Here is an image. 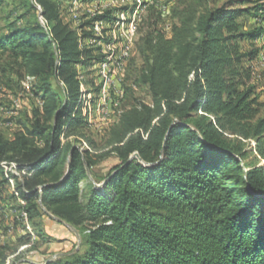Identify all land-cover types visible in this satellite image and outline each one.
<instances>
[{
    "label": "trees",
    "instance_id": "1",
    "mask_svg": "<svg viewBox=\"0 0 264 264\" xmlns=\"http://www.w3.org/2000/svg\"><path fill=\"white\" fill-rule=\"evenodd\" d=\"M250 1L179 0L170 37L152 16L144 20L133 82L150 102L135 98L119 113L108 139L118 163L97 186L95 156L61 136H84L75 67L100 56L79 45L59 0H22L24 10L0 33V80L36 78L40 106L11 136L0 131V191L9 177L15 190L0 211L17 213L15 228L25 214L34 233L24 220L28 232L0 244V264L20 245L46 241L47 213L78 231L80 248L45 264H264V165L244 161L250 152L264 160V108L244 64L259 49H241L264 29L245 30L239 20H264V5ZM3 163L25 171L21 180Z\"/></svg>",
    "mask_w": 264,
    "mask_h": 264
},
{
    "label": "rangeland",
    "instance_id": "2",
    "mask_svg": "<svg viewBox=\"0 0 264 264\" xmlns=\"http://www.w3.org/2000/svg\"><path fill=\"white\" fill-rule=\"evenodd\" d=\"M59 12L60 17L63 22L68 23L72 29L78 32L79 45L81 47L89 46L93 48V55L99 57L98 60H102L103 49L99 48L101 46L97 43L91 45V36L86 42L82 39V29L86 32H93L94 30L89 27L92 26L91 17L102 15L106 10H113L111 21L105 18H98L101 20L102 26H110L109 22L116 21L115 19L124 14L125 18L136 16V26H135V36L133 41V46L130 51V58L127 62L128 66H125L122 70H117V76L121 78V83L118 84L122 87L124 92L123 98L120 100L118 107L111 108L109 116L103 118V121L96 120V117H91L92 123H88V118L82 113V100H81V86L86 93H90L92 96H96L105 85V78L98 74V68H96V60L92 64H87V66H82L79 63L76 65L77 78L79 80L80 86V112L84 118L85 126L82 127L81 131L84 136L80 134H73L67 136L66 133L61 136L62 142L67 140L72 141L75 146L79 147L80 150H88L97 161L96 165L93 167V173L97 180L95 183L100 186L103 181L98 180L103 177L114 165L118 163L117 157L110 153L108 150L111 148L108 144L110 129L118 121L119 113L123 110L129 108L133 103L135 98L144 100L145 102H150V97L147 90L144 87H138L134 82L133 78L138 74L142 61L136 51V41L140 35V30L144 26V20L149 16H152L150 22L158 21L157 28L163 32L166 37H170L172 34V29L174 24L177 23L176 19L173 17V8L177 5L179 0H59ZM221 1V0H219ZM256 1V2H255ZM73 3V4H72ZM22 0H7L6 4L0 7V33L7 30L6 26L9 22L15 19V17L20 14L24 8L21 6ZM255 4H263L264 0H252L246 6H254ZM63 5V6H62ZM90 6V7H89ZM93 6V7H92ZM88 11V12H87ZM124 12V13H123ZM137 14V15H136ZM131 15V16H130ZM115 16H117L115 18ZM83 17V18H82ZM82 18V19H81ZM114 19V20H113ZM90 20V24L81 27L83 22ZM108 20V21H107ZM244 24L245 30L253 29H264V20L259 17H252L250 15H245L241 19ZM92 21V22H91ZM95 21V19H94ZM108 22V23H107ZM101 26V25H100ZM91 28V29H90ZM102 28V27H101ZM86 29V30H85ZM118 31H116V34ZM80 34V35H79ZM264 35V32L261 35ZM259 35L253 40H244L241 43L242 51H248L251 48H258L259 52L255 58L249 62H245V65H250L251 68V80L250 84L255 87L256 95L258 96V101L262 104V109L264 108V38ZM82 36V37H81ZM105 38V37H104ZM94 39V38H93ZM92 39V40H93ZM91 40V41H92ZM83 42V43H82ZM105 42V43H104ZM107 42V43H106ZM111 39L105 38L101 43L108 44ZM106 49V45H104ZM98 48V49H96ZM96 49V50H95ZM97 52V53H96ZM98 61V62H100ZM126 64V65H127ZM96 69V70H95ZM98 81H97V79ZM81 79V80H80ZM7 80H10L11 83ZM111 80V79H110ZM102 81V82H101ZM99 82V83H98ZM8 83V85H6ZM134 83V84H133ZM37 84L36 78H23L18 80V78L11 74L0 80V131L4 134L11 136L20 126V123L25 121L26 114L30 117L32 109L36 106H40V101L38 96L34 93L33 89ZM102 86H100V85ZM107 87V85H105ZM111 86V85H110ZM112 87V86H111ZM128 87L133 89V96L129 95L127 89ZM125 88V89H124ZM98 92V93H97ZM125 95V96H124ZM118 109V110H117ZM200 113V111H199ZM87 118V119H85ZM94 120V121H93ZM88 124V125H87ZM88 139V140H87ZM93 142V146H90L88 141ZM254 141H245L243 147L246 150H251L254 146ZM244 161L250 165H264V160H262L256 152H250ZM11 164V163H9ZM15 164V163H14ZM16 165V164H15ZM10 166V165H8ZM16 168H18L16 166ZM15 167L12 171H7L6 174L9 177L10 173H15L21 180V175L25 171H17ZM10 170V167H8ZM9 185H5L4 189L0 191V206H4V201L7 199L8 195L14 193V179L9 177ZM95 179H93L94 181ZM86 181H84L85 183ZM83 183V184H84ZM17 195V193H15ZM18 202L21 201L18 200ZM8 208V207H7ZM0 211V244H3L5 240L15 239L16 235L25 234L28 232L26 229L24 217L22 215V227H13V219L17 214L10 207ZM6 213L2 216L1 212ZM48 216V214H47ZM53 216V215H52ZM55 217V216H54ZM46 241L40 243L37 237L35 239V249H32L30 244L20 245L18 249L10 256L9 264H22L25 260H31L35 264H45V258L55 259L58 258L59 254H65L67 252H75L80 248L79 244V233L76 232L66 224H63L56 219L48 216L43 218ZM73 227V226H72ZM4 228H7L4 230ZM74 228V227H73ZM28 230L33 232L30 226ZM34 233V232H33ZM3 234V236L1 235ZM13 242V241H12ZM32 249V250H30ZM29 250V251H27ZM22 251V252H21ZM13 260L15 262H13Z\"/></svg>",
    "mask_w": 264,
    "mask_h": 264
},
{
    "label": "bare ground",
    "instance_id": "3",
    "mask_svg": "<svg viewBox=\"0 0 264 264\" xmlns=\"http://www.w3.org/2000/svg\"><path fill=\"white\" fill-rule=\"evenodd\" d=\"M116 17L117 16H115V18ZM115 20L116 21L109 22L112 24H110V26L108 25L107 27L102 26L103 22L101 20H99V21L93 20V22L91 21L93 23L92 26H89L95 32L94 33L95 35L93 36L94 39L93 38H92L93 40L90 39V42H92L91 45H93V47H94V44L97 43V45L101 46L99 48L103 49V52H102L103 58L100 62H97L96 68H98V74L103 76L106 79L105 85H107V87L112 86V80L107 79V76L105 74V73H107V67L109 69L122 70V69H124L125 66H128L127 62L129 61V58H130V54H131L130 51H131V48L133 46L134 36L136 33L135 32V26H136L135 25L136 24V16L135 15H133L132 18L131 17L125 18L124 14H121ZM116 31H118L117 34H116ZM104 37L109 38V40L111 39V42L108 44L101 43L102 41L105 40ZM262 37L264 38V35H262ZM84 42H85V40H84ZM104 45H106V49H104V47H105ZM96 49H98V48H96ZM124 49H125V53H124ZM97 81H98V79H97ZM98 85H100V84H98ZM105 85H104V87H106ZM100 86H102V85H100ZM81 87H82L81 88V90H82V94H81L82 107L81 108H82V112H83L82 114L88 118L89 124L92 123V121H91L92 116L96 117V120H100L102 118L101 120L103 121V118H105V117L109 116V114H111V113L106 114V109H110V107H112V98L105 96L104 87L102 88V90L99 93L97 92L98 94L96 96H92L90 93L84 92L85 90H83V86H81ZM123 94H124V92L122 91V93L116 95V98L114 101V109L119 106L120 100L123 98ZM87 118H85V119H87ZM2 165L5 168L6 172L7 171L11 172L13 167L16 168V165L14 163L9 164L10 166H8L5 163H3ZM8 167H10V170L8 169ZM23 217H24V220L26 221V225L29 229L30 226L27 222L26 215L23 214ZM29 231L32 233L31 230H29ZM33 237H35V236H33ZM6 264H9V261Z\"/></svg>",
    "mask_w": 264,
    "mask_h": 264
},
{
    "label": "built area",
    "instance_id": "4",
    "mask_svg": "<svg viewBox=\"0 0 264 264\" xmlns=\"http://www.w3.org/2000/svg\"><path fill=\"white\" fill-rule=\"evenodd\" d=\"M95 16H92L91 18H94ZM125 53V49H124ZM126 57V56H125ZM107 76V79L112 80V87H104V92L106 97H111L112 98V107L114 108V101L116 98V95L122 93V87H120L118 84L121 83L120 77L117 76V69H109L107 67V73H105ZM110 113V109H106V114ZM17 171L18 168H16ZM20 173V171H19Z\"/></svg>",
    "mask_w": 264,
    "mask_h": 264
},
{
    "label": "water",
    "instance_id": "5",
    "mask_svg": "<svg viewBox=\"0 0 264 264\" xmlns=\"http://www.w3.org/2000/svg\"><path fill=\"white\" fill-rule=\"evenodd\" d=\"M132 158H137L138 160H140V158H139V156H138L137 153L132 154V156L130 157V159H132ZM87 173H88V175H89V171H88ZM47 214H48V216H50V217L56 219L57 221H59V222H61V223H63V224H66V223H65L64 221H62L61 219H59V218H57V217H54V216H52V215L49 214V213H47ZM67 225H68V224H67ZM68 226H70V227L76 232L75 228H73L71 225H68ZM79 244H80V238H79Z\"/></svg>",
    "mask_w": 264,
    "mask_h": 264
},
{
    "label": "crops",
    "instance_id": "6",
    "mask_svg": "<svg viewBox=\"0 0 264 264\" xmlns=\"http://www.w3.org/2000/svg\"><path fill=\"white\" fill-rule=\"evenodd\" d=\"M5 204V203H4ZM1 233V232H0ZM3 236V234H1ZM4 237V236H3ZM59 255H62V254H59ZM50 259V258H49Z\"/></svg>",
    "mask_w": 264,
    "mask_h": 264
}]
</instances>
